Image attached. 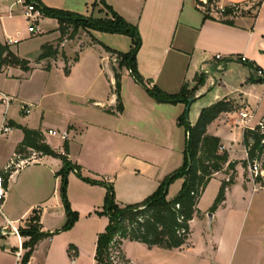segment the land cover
Returning a JSON list of instances; mask_svg holds the SVG:
<instances>
[{
	"label": "crops",
	"instance_id": "crops-1",
	"mask_svg": "<svg viewBox=\"0 0 264 264\" xmlns=\"http://www.w3.org/2000/svg\"><path fill=\"white\" fill-rule=\"evenodd\" d=\"M42 1L49 7L96 17L106 15V2L135 24L142 39L137 53L140 73L169 93H178L187 86L194 98L189 112L191 125L204 107L222 99L234 105L233 110L221 113L207 126L209 135L220 138L219 152H227L229 161L208 182L198 202V212L190 222L187 242L180 248L166 249L124 239L121 252L128 264H264V186L252 175L251 163L244 164L248 149L243 142L245 128L240 116L248 112L251 124L264 117V82L255 72L257 68L264 70V0L256 16L254 6L259 0H215L220 6L243 7L229 16L233 24L205 18L197 0ZM25 5V0H0V42L19 40L10 45L12 50L29 59L28 53H40L44 44L59 43L60 31L56 18L41 15L39 20L50 22L53 28L44 31L38 25V35L31 33ZM211 13L217 15L215 8ZM19 19L28 23V33L16 27ZM84 34L62 43L64 56L58 52V57L31 63L29 71L9 66L0 73V129L5 123L11 127L8 132L0 130V169L12 159H28L34 154L36 158L9 177L0 227L10 220L19 229L28 228L37 215L41 230L53 232L67 220L58 175L63 161L38 152L30 153L28 158L18 155L17 147L24 139L22 126L43 131L47 143L59 153L65 152L68 142L69 159L84 176L112 182L120 204L143 201L184 163L186 130L178 119L187 104L157 102L123 68L124 109L119 112L114 92L118 58L103 44L127 52L133 47V39L126 35L130 41L125 42L119 37L124 34L96 30ZM102 36H107L109 42ZM216 54H221L222 59L216 60ZM47 60L53 61L49 68ZM213 64L222 68H213ZM25 105L30 107L29 113L22 109ZM49 129L67 131L68 136L63 139L50 134ZM230 162L237 163L234 170L228 168ZM231 177L225 199L212 211L222 183ZM184 181L181 177L171 183L168 199L180 192ZM67 194L70 204L80 211L77 225L41 239L28 264H80L88 249L83 236L97 235L91 250L96 264L98 235L109 219L90 231L85 215L103 207L107 189L82 180L72 171ZM197 220L201 232L193 235ZM69 235L82 238L76 241ZM20 236L0 234V264H18L20 243L29 239ZM71 244L76 248L69 251ZM25 251L23 245V254Z\"/></svg>",
	"mask_w": 264,
	"mask_h": 264
},
{
	"label": "trees",
	"instance_id": "trees-1",
	"mask_svg": "<svg viewBox=\"0 0 264 264\" xmlns=\"http://www.w3.org/2000/svg\"><path fill=\"white\" fill-rule=\"evenodd\" d=\"M208 1L209 5H207L204 10L205 18L217 19L224 23L233 24V20L229 19V16H233L237 13L234 7L225 6L223 11H216L217 15H213L211 13V5L215 0ZM262 1L263 0H259L255 4L254 16L257 15ZM25 2L26 4H35L36 8L40 10L43 16L56 18L58 20V30L61 34L59 41L67 34L70 26H73L72 35L76 34L79 29H83L87 32L96 30L124 34L132 37L133 47L127 52L116 51L103 44L107 51L116 53L119 57V59H117L118 66H114L116 80L114 92L118 96L117 110L119 112L124 109L121 99V71L123 68H127L135 82L144 87L147 93L159 103L188 104L189 98L193 97V94L186 85H184L178 93H169L156 84H151V81L144 78L137 65V53L142 43L139 29L106 2H103V4L107 13L103 17H96L93 15L87 16L70 10L49 7L45 5L42 0H25ZM197 5L201 8L203 5L202 1L197 0ZM93 40L97 41L95 38H93ZM58 52V47L47 45L44 51L39 55V60L48 57H56ZM75 60H77V57ZM9 66L20 67L25 71L31 70L28 59L15 53L10 45L0 42V73ZM49 67L50 65L48 68ZM65 72L69 74V69L67 67H65ZM261 80L263 81L262 78ZM233 108L234 105L227 99L217 101L201 110L199 118L194 125L190 124L187 111L180 115L178 124L184 126L186 130V146L183 165L170 173L153 194L141 202L132 204H120L117 202L112 182L84 176L79 166L74 164L68 157V142H65L64 145L65 152L59 153L47 143L43 131L22 126L24 139L17 147L16 153L18 155L22 158H28L30 157V153L38 152L44 155L59 157L63 161V167L58 172V175L61 176L60 193L68 219L60 229L53 232H46L41 230L38 223L39 217L36 215L32 218V221L34 220L35 222L30 224L28 228L19 229L20 234L29 236V239L23 244L26 251L18 264L29 263L36 245L41 239L70 229L76 221V212L71 210L67 194L68 176L72 171L82 180L91 184L104 185L107 189L103 211L100 213L108 216L109 223L105 230L99 233L98 236L95 255L96 264H114L110 259V249L113 244L121 246L124 239L142 242L149 247L158 246L166 249L182 247L189 238L191 232L190 222L198 212L197 205L208 182L212 176L216 172L222 170L229 161L227 152H219L220 138L209 135L207 133V126L218 118L221 113L231 111ZM263 139L264 132L261 129H245L243 142L248 149V159L244 161L246 166L248 163H252L254 159H258L261 161L264 170ZM16 161H19V159ZM236 164V162H230L228 168L234 170ZM17 169V167H13L10 174ZM181 177L185 179L182 189L174 198L168 199L167 195L171 183ZM232 180L231 177L228 181L222 183L220 191L212 206V211L225 199L226 189L228 185L232 183ZM256 181L264 186V175L257 176ZM73 248L76 247L71 244L69 246V251ZM122 257L126 259L124 255Z\"/></svg>",
	"mask_w": 264,
	"mask_h": 264
},
{
	"label": "built area",
	"instance_id": "built-area-1",
	"mask_svg": "<svg viewBox=\"0 0 264 264\" xmlns=\"http://www.w3.org/2000/svg\"><path fill=\"white\" fill-rule=\"evenodd\" d=\"M201 1L203 3L201 8L205 10L207 5H209V1L208 0H201ZM211 7L215 8L216 11H219V10L223 11L225 8V6L217 5L216 2H214L211 5ZM231 7H234L235 10H238L240 8V6L236 5V4L231 5ZM24 13H25V16H26L28 23H29V31L31 33L39 32L38 22H39L41 15H42L40 10H38L36 8L35 4L31 3V4L25 5ZM17 42H19V40L13 41L12 39H10L5 44L11 45V44L17 43ZM214 58L216 60L222 59V55L216 54L214 56ZM213 68L221 69L222 67L219 66L218 64H213ZM205 72L208 73L209 70H205ZM255 72H256V76L262 78L263 82H264V70L263 69H257V70H255ZM22 109L24 110L25 113L30 112V107L28 105L23 106ZM240 116H241V120L243 122L245 129H252L253 130V129L259 128L264 132V117L261 120H259L256 124H251L249 122V119H248L250 117V114L248 112H241ZM10 129H11V127L7 123H5L0 130H1V132H8ZM48 132L50 134H53V135H59L63 139H66L68 136L67 131L62 132V131H57L55 129H49ZM262 142L264 143V139L262 140ZM25 161H26L25 159H20L19 161L12 159L9 164H7L4 168L0 169V214H3V204H4V201L6 198V194H7V183H8L9 177L11 176L10 173L12 171V168L13 167L19 168L21 165L26 164ZM250 170H251L252 175L255 178L257 176H263L264 175V170L262 168L261 161L258 159L253 160V162L251 163V166H250ZM0 229L2 231V234L12 233V234L17 235L18 237H21L19 228L17 226H15L12 223V221H10V220H8V224L6 226H1ZM118 254H119L118 251H115L113 248L110 249V259H111V261H113L114 264H122V263H119V260L117 258ZM17 256H18V259L21 260V258L23 256V243L22 242L20 243V247H19V250L17 252Z\"/></svg>",
	"mask_w": 264,
	"mask_h": 264
},
{
	"label": "rangeland",
	"instance_id": "rangeland-1",
	"mask_svg": "<svg viewBox=\"0 0 264 264\" xmlns=\"http://www.w3.org/2000/svg\"><path fill=\"white\" fill-rule=\"evenodd\" d=\"M242 9H243V7H240L238 10H236L237 12H241L242 11ZM88 16V15H87ZM20 20V22H16V27L17 28H20L21 30H23V32L26 34V33H28L27 31V27H28V23L27 22H25L24 23V21L22 20V19H19ZM38 25H39V27H42V29L44 30V31H47V30H51L52 28H53V24H50V22H45V21H43V20H39V23H38ZM87 32L86 30H83V29H79V31L76 33V34H74V35H72L73 34V26H70L69 28H68V32H67V34L65 35V36H63V39L58 43L57 41H50V42H48V43H46V44H44L43 46H42V50H40V53L37 51V50H32L33 52L32 53H28V55L26 56L27 58H29L28 60H29V62H30V64L32 63V64H35L36 62H38L39 61V55L44 51V49H45V46H47V45H51L52 47H56V46H58V49H59V56H64V54H65V51H64V46H62V43L63 42H66V41H68V40H70V39H74V38H76L79 34H84L85 32ZM92 31V30H91ZM34 34H36V35H38V33H34ZM85 35V34H84ZM105 35H107V34H105ZM60 37H61V34H60ZM119 37H123V39H125V42L126 41H130V38L128 37V36H126V35H120ZM60 39V38H59ZM101 39L102 40H104V41H106V42H109V40H108V38H107V36H102L101 37ZM122 45H124V40L122 41V43H121ZM125 46H126V44H125ZM129 48V47H128ZM12 49V48H11ZM123 50H125V49H123ZM38 53V54H37ZM117 56V58L119 59V57H118V55H116ZM58 57V56H57ZM47 61H49V62H46L45 63V65H50V63H53V61H51V60H47ZM68 62L69 61H67V64H68ZM117 66H118V64H117ZM125 69V68H124ZM23 70V69H22ZM25 71V70H24ZM207 77H210V76H207ZM59 131V130H58ZM56 137V136H55ZM3 142H0V145L2 144ZM3 156V152L0 150V160L3 158L2 157ZM35 154L32 156V157H30V158H28V159H25L26 161H25V163H30L31 164V162H34L35 161ZM208 198V194L205 196V198H204V200L203 201H206V199ZM70 201V200H69ZM70 208H71V210L72 211H74V212H76V217H77V219H76V221L74 222V224H73V226L70 228V229H68V230H71V229H73L76 225H77V223H78V221H79V219H80V211L79 210H75V208L73 207V205L72 204H70ZM103 211V207L100 209V210H98L97 212H93V213H87L86 215H85V218H88V221H89V223H88V229L90 230V231H92V229H94L93 227H94V225L96 226L97 224H101V225H103L104 224V222L106 221L107 222V219H109L108 218V216L107 215H105V214H101L100 212H102ZM210 212H212V211H210ZM66 217H67V219H68V215L66 214ZM90 217V218H89ZM92 218V220L93 221H91L90 219ZM67 221V220H66ZM95 221V222H94ZM90 227H92V228H90ZM68 230H65V231H68ZM62 232V231H61ZM60 232V233H61ZM200 232H201V226H200V224H199V222H198V220L196 221V222H194L193 223V235H200ZM57 234H59V233H57ZM55 235V234H54ZM53 235V236H54ZM82 235H69V237H71L72 238V240H76V241H79L82 237H81ZM99 236V235H98ZM96 239H97V235H84L83 236V242H85L86 243V245H87V247H88V249L86 250V252H85V254L83 255V257H82V259H81V261H80V264H94L93 263V253L91 252V250L93 249V245H94V243H95V241H96ZM112 248L115 250V251H118L119 252V254H118V260H119V263H122V264H128V262L126 261V259H124V257H122L123 256V254L120 252V249H121V246L120 245H118V244H113L112 245Z\"/></svg>",
	"mask_w": 264,
	"mask_h": 264
},
{
	"label": "water",
	"instance_id": "water-1",
	"mask_svg": "<svg viewBox=\"0 0 264 264\" xmlns=\"http://www.w3.org/2000/svg\"><path fill=\"white\" fill-rule=\"evenodd\" d=\"M193 101H194V98L193 97L192 98H189V103L186 106V111H187L188 116H189V112H190V105H191V103ZM209 217H210V219H212V213L209 214ZM0 234H2L1 229H0Z\"/></svg>",
	"mask_w": 264,
	"mask_h": 264
}]
</instances>
